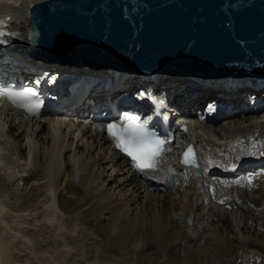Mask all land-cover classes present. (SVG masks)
I'll return each mask as SVG.
<instances>
[{
  "label": "bare ground",
  "instance_id": "1",
  "mask_svg": "<svg viewBox=\"0 0 264 264\" xmlns=\"http://www.w3.org/2000/svg\"><path fill=\"white\" fill-rule=\"evenodd\" d=\"M37 1L0 0V22L4 14L9 20L0 29L10 45L5 55L24 57L14 56L8 62L12 67H51V73H39L38 79L53 83L66 82L58 75H86L93 81L118 77V84L130 90L135 81H150L193 113L195 105L206 104L198 111L200 118L189 122L192 133L174 126L176 140L159 170L138 173L103 131L88 123L85 103L69 120L23 118L12 107L0 108V264H54L51 246L64 237L60 235L69 225L62 220L71 212L75 228L86 218L119 254L135 249L139 264L156 259L158 264H203V258L219 264L213 256L224 257L231 248L264 257V210L251 207L264 205V106L258 113L246 100L254 94L264 103V79L127 75L110 70L121 69L108 60L94 67L30 52L29 9ZM194 91L199 97H193ZM192 141L201 151V174L180 164L181 151ZM63 158L74 169L62 182ZM234 180L235 187L227 192L226 183ZM255 217L254 225L250 219ZM41 246L45 249L39 250ZM40 255L50 259L39 261Z\"/></svg>",
  "mask_w": 264,
  "mask_h": 264
},
{
  "label": "water",
  "instance_id": "2",
  "mask_svg": "<svg viewBox=\"0 0 264 264\" xmlns=\"http://www.w3.org/2000/svg\"><path fill=\"white\" fill-rule=\"evenodd\" d=\"M29 11L31 52L72 64L264 78V0H39Z\"/></svg>",
  "mask_w": 264,
  "mask_h": 264
},
{
  "label": "rangeland",
  "instance_id": "3",
  "mask_svg": "<svg viewBox=\"0 0 264 264\" xmlns=\"http://www.w3.org/2000/svg\"><path fill=\"white\" fill-rule=\"evenodd\" d=\"M26 150H28V148H26ZM73 169V165H68L67 160L63 158V171L60 180L63 182L66 176L70 173L68 171H72ZM254 204L255 203H252L251 205L253 209L264 210V205L260 206V208ZM71 213L72 215L62 220L63 223L69 225L68 229L66 228V231L68 232L66 233L65 231L60 235V237L64 235V237L62 236L60 238V242H58L60 244L57 243V245L54 244L51 246L53 248H51L52 254L55 255L56 253L55 257L53 255L51 257L54 264H139V259L136 257L139 258L140 255H137L138 252L135 249H130L128 254H119L116 249L111 248L109 237L101 233L93 222L85 220L86 218L80 219L77 223V227L75 228V223L73 221L75 214L74 212ZM255 218H251L250 223L253 222L255 225L259 219L258 217ZM260 222L264 224V220H260ZM61 239L63 240L61 241ZM41 249L42 246L39 250ZM43 249H45V246ZM46 249H48V247ZM250 250L251 249L247 248H231L229 251L230 253L228 252L225 254V258L223 256L216 255L213 256L212 261H215V259H217L215 262L221 260L219 264H229L227 263V260H232V264H264V257H262L261 253H256V251ZM214 257L216 258L214 259ZM48 258L49 257L47 256L40 255L36 259L39 261L41 260L42 262L44 260L45 262ZM211 258L212 256L210 257V260ZM158 261L159 260L156 259L149 262V264H158ZM202 261L203 264H207L205 258H203ZM20 262L21 264L24 262L26 263L25 260H23V263L22 260Z\"/></svg>",
  "mask_w": 264,
  "mask_h": 264
},
{
  "label": "snow or ice",
  "instance_id": "4",
  "mask_svg": "<svg viewBox=\"0 0 264 264\" xmlns=\"http://www.w3.org/2000/svg\"><path fill=\"white\" fill-rule=\"evenodd\" d=\"M36 94L32 89L16 94L0 92V96H7L13 103H17L14 95L22 98ZM108 133L116 141V147L130 157L139 171L155 170L157 158L162 154L161 146L164 141L147 139L145 127L138 121L137 117L125 116L123 127L117 124H109ZM183 162L185 164L195 163L194 152L191 148L184 153Z\"/></svg>",
  "mask_w": 264,
  "mask_h": 264
}]
</instances>
